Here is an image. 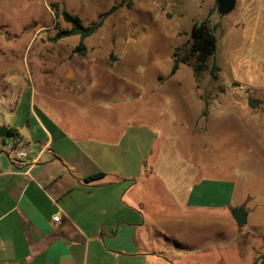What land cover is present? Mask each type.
Returning a JSON list of instances; mask_svg holds the SVG:
<instances>
[{
    "label": "crops",
    "instance_id": "obj_1",
    "mask_svg": "<svg viewBox=\"0 0 264 264\" xmlns=\"http://www.w3.org/2000/svg\"><path fill=\"white\" fill-rule=\"evenodd\" d=\"M89 38L86 55L68 45L49 72L38 57V105L32 101L26 117L13 107L4 124L28 158L16 165L0 150V264H175V212L233 209L231 184L207 180L184 150L220 122L238 121L236 105L207 117L205 85L191 69L182 74L189 65L129 79L116 68L130 50L112 58ZM66 39L43 45L63 49ZM102 172L104 179L86 181ZM200 242L181 237L186 247Z\"/></svg>",
    "mask_w": 264,
    "mask_h": 264
},
{
    "label": "rangeland",
    "instance_id": "obj_2",
    "mask_svg": "<svg viewBox=\"0 0 264 264\" xmlns=\"http://www.w3.org/2000/svg\"><path fill=\"white\" fill-rule=\"evenodd\" d=\"M120 1L0 0V128L13 107L23 117L32 101L38 105L32 93L38 57L45 63L44 72H49L57 58L65 57L68 45L77 46L80 41L73 36L66 39L63 49L51 44L44 48L57 28L68 27L62 17L56 18L52 4L84 17L88 26ZM132 2L130 8L125 5L111 15L88 39L89 44L106 54L113 51L112 58L115 52L130 50L132 56L115 67L129 79L149 80L169 73L174 55L178 60L188 59L189 67L182 68L187 76L196 64L190 53V29L193 23L209 18L218 38L209 65L216 63L221 70L216 80L210 68L198 74L205 85L206 115L220 106L237 107L238 121L213 126L205 140L201 138L200 144L184 152L205 170L207 180L231 184L235 191L232 208L244 206L248 223L238 225V231L230 219L233 209L190 217L175 212L168 227L173 234L168 243L172 260L175 264H264V0H238L236 8L223 17L216 0ZM2 149L6 152L0 142ZM184 236L201 242L198 247L183 246Z\"/></svg>",
    "mask_w": 264,
    "mask_h": 264
},
{
    "label": "trees",
    "instance_id": "obj_3",
    "mask_svg": "<svg viewBox=\"0 0 264 264\" xmlns=\"http://www.w3.org/2000/svg\"><path fill=\"white\" fill-rule=\"evenodd\" d=\"M130 8L133 5L132 0H121L114 4L107 12L102 13L98 16L97 20L86 26L78 15H73L68 12L65 8H61L59 3L52 4V10L55 13L56 18L62 17L63 20L68 24L65 29L57 28V32L53 37L49 38V41L56 43L64 38L72 36H79L80 42L73 50V54L79 56L86 55L87 47L85 45V39L94 35L105 23L106 19L113 15L118 9L123 6ZM58 26V23L56 24ZM190 53L191 56L195 57L196 64L194 66L195 73L201 74L208 68L212 77L216 80L219 77L220 67L213 63L211 66L209 62L215 57L218 49V38L215 34L214 28L211 26L209 18H205L202 21L195 22L190 32ZM187 58L178 60L177 56L174 55V63L171 68V75L177 73L181 64H187ZM10 137L17 136L13 130L9 131ZM4 142L6 139H2ZM105 173H98L90 176L86 179L87 182H96L104 179Z\"/></svg>",
    "mask_w": 264,
    "mask_h": 264
},
{
    "label": "water",
    "instance_id": "obj_4",
    "mask_svg": "<svg viewBox=\"0 0 264 264\" xmlns=\"http://www.w3.org/2000/svg\"><path fill=\"white\" fill-rule=\"evenodd\" d=\"M238 0H216L218 13L220 16H226L230 14L237 5ZM9 129L7 126H2L0 128V138L8 139ZM232 216L235 222L240 226H245L248 223V212L245 210L244 206H238L232 211Z\"/></svg>",
    "mask_w": 264,
    "mask_h": 264
},
{
    "label": "built area",
    "instance_id": "obj_5",
    "mask_svg": "<svg viewBox=\"0 0 264 264\" xmlns=\"http://www.w3.org/2000/svg\"><path fill=\"white\" fill-rule=\"evenodd\" d=\"M5 151L7 156L17 165L22 163L26 158H28V151L22 145V141L19 137H9L4 142ZM35 161H38L36 159ZM55 222L60 221V217L57 215L54 217Z\"/></svg>",
    "mask_w": 264,
    "mask_h": 264
}]
</instances>
